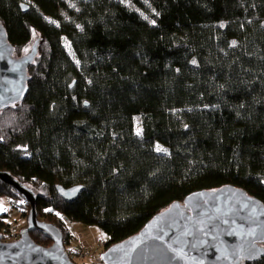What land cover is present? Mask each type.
<instances>
[{"label": "trees", "instance_id": "obj_1", "mask_svg": "<svg viewBox=\"0 0 264 264\" xmlns=\"http://www.w3.org/2000/svg\"><path fill=\"white\" fill-rule=\"evenodd\" d=\"M0 24L16 57L38 40L26 97L0 111V172L73 262L69 222L98 226L106 250L198 190L264 203V0H0ZM78 185L73 202L56 189ZM0 199L26 228L30 202L1 177Z\"/></svg>", "mask_w": 264, "mask_h": 264}, {"label": "water", "instance_id": "obj_2", "mask_svg": "<svg viewBox=\"0 0 264 264\" xmlns=\"http://www.w3.org/2000/svg\"><path fill=\"white\" fill-rule=\"evenodd\" d=\"M21 7L27 12V4ZM37 44L38 40L28 54L16 57L0 24V111L26 97L28 67L37 55ZM0 177L31 205L28 225L16 241L4 242L0 233V264H76L65 249L61 230L38 220L35 197L9 173L0 172ZM56 189L65 201L73 202L84 187ZM33 231L50 238L52 245L36 243ZM263 256L264 203L243 188L225 185L172 203L139 232L109 246L94 264H243Z\"/></svg>", "mask_w": 264, "mask_h": 264}, {"label": "rangeland", "instance_id": "obj_3", "mask_svg": "<svg viewBox=\"0 0 264 264\" xmlns=\"http://www.w3.org/2000/svg\"><path fill=\"white\" fill-rule=\"evenodd\" d=\"M0 213H8L9 240L16 241L20 237L21 230L25 226L24 216L13 208L11 204L0 199ZM68 227L73 235L70 248L71 256L79 264H94L100 262L101 254L103 253L105 243L108 238L104 232L96 225H87L78 221L69 222Z\"/></svg>", "mask_w": 264, "mask_h": 264}, {"label": "snow or ice", "instance_id": "obj_4", "mask_svg": "<svg viewBox=\"0 0 264 264\" xmlns=\"http://www.w3.org/2000/svg\"><path fill=\"white\" fill-rule=\"evenodd\" d=\"M233 43H235V42H233ZM25 51H28V49H25ZM193 63H195V61H193ZM137 134H139V130H138V133ZM157 151H164V149H161V148L157 147ZM0 210H3V209L0 208ZM205 234H207V233H205Z\"/></svg>", "mask_w": 264, "mask_h": 264}]
</instances>
